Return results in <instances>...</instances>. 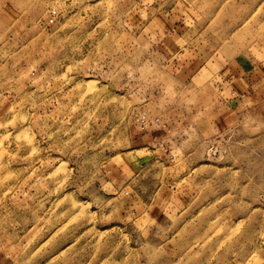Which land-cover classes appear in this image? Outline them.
Listing matches in <instances>:
<instances>
[{
    "label": "rangeland",
    "instance_id": "rangeland-1",
    "mask_svg": "<svg viewBox=\"0 0 264 264\" xmlns=\"http://www.w3.org/2000/svg\"><path fill=\"white\" fill-rule=\"evenodd\" d=\"M0 264H264V0H0Z\"/></svg>",
    "mask_w": 264,
    "mask_h": 264
}]
</instances>
